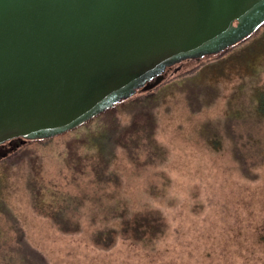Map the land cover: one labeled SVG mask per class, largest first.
<instances>
[{"label": "rangeland", "instance_id": "374dc122", "mask_svg": "<svg viewBox=\"0 0 264 264\" xmlns=\"http://www.w3.org/2000/svg\"><path fill=\"white\" fill-rule=\"evenodd\" d=\"M221 54L168 67L81 129L1 145L0 264H264V26ZM96 124L117 138L108 166L76 138ZM72 197L61 221L49 215ZM110 201L154 208L160 224L110 242Z\"/></svg>", "mask_w": 264, "mask_h": 264}, {"label": "water", "instance_id": "95a60500", "mask_svg": "<svg viewBox=\"0 0 264 264\" xmlns=\"http://www.w3.org/2000/svg\"><path fill=\"white\" fill-rule=\"evenodd\" d=\"M264 24V0H0V144L71 130Z\"/></svg>", "mask_w": 264, "mask_h": 264}, {"label": "trees", "instance_id": "16d2710c", "mask_svg": "<svg viewBox=\"0 0 264 264\" xmlns=\"http://www.w3.org/2000/svg\"><path fill=\"white\" fill-rule=\"evenodd\" d=\"M263 26H264V24H262L255 32H253L249 36L251 37L253 34H255ZM246 40H247V37L244 38L243 40H241V42H238L236 45H240L243 42H245ZM224 51H226V49L223 50V52ZM221 53L222 52H219L217 54H221ZM214 55H216V54H214ZM208 56H213V55H208ZM204 57H206V56H204ZM251 62H252V58L250 60L246 61L247 66H248V70H251V68H252ZM196 73H198V71H196L195 74ZM198 79L199 78H197V80ZM197 80L193 81V79H190V81L192 83L194 82L195 85H201L202 83H200V81L197 82ZM192 83H188V84H192ZM159 84H157L156 86H158ZM155 87H153V88H155ZM153 88H151V89H153ZM151 89H149L148 91H150ZM139 91H143V90L140 88L136 92H139ZM134 94H132L128 98L120 99L114 105H112L110 108L104 110L103 112H100L99 114H97L96 116H94L93 118L88 120L87 122L81 124L80 126H78L76 128H73L71 130L81 129L85 125H87L90 121L98 120V118L100 117L101 114L106 113L108 111L110 112L113 109H115V107L117 105L122 104L126 101H129L130 99H132L134 97L133 96ZM145 100L146 101H144V103L148 102V99H145ZM153 100H154V98H153ZM254 105L257 108V111L254 115L259 119H260V116L264 117V90L257 92L256 101H255ZM95 126H96L95 128L89 129L86 136H84V139H83V137H76V138L79 139L82 144H84V145L86 144L85 149L87 151H91V152L87 153L88 155L84 154L85 159H90V161H92L95 165L96 164H98V165L102 164L101 166H108L111 162V157L114 154L113 152H114V148L116 147V144H117V138H115V136H112V133H111L112 131L110 130L111 128L106 127L105 124H96ZM51 138L52 137L44 138V139H30V140L42 141V140H49ZM12 141L16 142L17 145H20V144L25 142V140H15L14 139V140L8 141V143H11ZM149 144L152 146V149L157 147L155 144H152V143H149ZM94 171H97V170H94ZM108 174H110V173L108 172L107 175L106 174H104V175L106 177H108ZM106 177H103V178L105 180H109ZM98 178L101 179L100 176H98ZM34 180L32 183L36 186V180L35 181ZM37 189H39V191L44 190V189L48 190L46 185H44V184H39ZM51 197L53 198V202H55L54 198H59V196H56V195H51ZM61 198L64 199L65 197L62 196ZM72 199H73V197L70 200H68L66 198L65 204H63L62 206L60 205L54 209H51V212H50L51 214H49V215H51V216L54 215L55 217H57V219L59 221H61V219H62L61 216H65V214H66V213H64L65 209L70 207V205H72V204L74 205V207H77L79 202L74 201L75 199H73V202H72L71 201ZM42 201H43V199H42V196L40 195L37 198L36 202L39 204ZM108 205H109V207H107V209L104 210V213H105L104 217H107L108 214H110V213H115V219H113V221H112L113 224L110 226H107L106 232H105L107 234L106 238L110 242L114 241L115 233L121 234V235H129V236H132L133 238H141L140 234H139V232H140L139 225H141L142 223H145L146 225H148V227L150 226L151 229H155L156 225L160 224V220H158V218L156 216L159 217L161 215L154 208L147 207L149 209H146V208H145V210H141V209L138 210L137 209L135 211H129L126 208L123 211H121V213H120V212H116L120 208L117 204L110 201V202H108ZM106 214H107V216H106ZM63 227H66V226H63V224H62L61 229ZM157 227H158V225H157ZM153 232H155V231L153 230Z\"/></svg>", "mask_w": 264, "mask_h": 264}, {"label": "flooded vegetation", "instance_id": "af4514ba", "mask_svg": "<svg viewBox=\"0 0 264 264\" xmlns=\"http://www.w3.org/2000/svg\"><path fill=\"white\" fill-rule=\"evenodd\" d=\"M248 37H250V36H248ZM248 37H247V39H248ZM241 42V41H240ZM237 44V43H236ZM236 44L235 45H233V46H230V47H228L226 50H229V49H231V48H233V47H235L236 46ZM225 50V49H224ZM223 51V50H222ZM222 51H220V52H222ZM217 54V53H216ZM214 55V54H213ZM222 55V54H221ZM208 56V55H207ZM202 58V57H201ZM199 59V58H198ZM14 140V139H13ZM15 140H20V138H15ZM4 144V143H3ZM3 144H0V146L1 145H3Z\"/></svg>", "mask_w": 264, "mask_h": 264}]
</instances>
